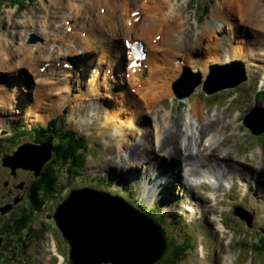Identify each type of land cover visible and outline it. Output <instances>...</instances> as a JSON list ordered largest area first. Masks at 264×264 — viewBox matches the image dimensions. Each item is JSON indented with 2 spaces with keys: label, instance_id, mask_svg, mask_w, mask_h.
<instances>
[{
  "label": "rangeland",
  "instance_id": "obj_1",
  "mask_svg": "<svg viewBox=\"0 0 264 264\" xmlns=\"http://www.w3.org/2000/svg\"><path fill=\"white\" fill-rule=\"evenodd\" d=\"M53 1H55L56 3L57 1L60 2L62 6H57ZM57 1L56 0H34V1L18 0V2H12L11 0H0V33L3 35L4 33L11 30L10 29L11 21L12 22L14 20L17 22H21L22 20L25 21L28 20L32 15H34L33 17L35 18L42 17L45 11L43 5L47 6L49 10L53 12L52 14L54 15L60 13V10L64 11L66 9V8L64 9L66 0H57ZM74 1L76 2V0ZM135 1L136 3L133 4L134 0H128L127 5L129 6V8L128 6L126 7L128 13L136 11L134 9L137 8V5L140 6L141 4H143L141 3L142 0H135ZM137 1L139 3H137ZM170 1L172 7L164 9L163 11L164 15L170 17L171 12L175 9L177 10L176 14L181 15L180 17L183 24H181L182 28L179 31L181 32L180 39L179 36H177L178 38L177 43L179 47L178 48L175 47L176 44L175 42L172 43L168 42L170 41L168 39L172 40V36H168L167 35L168 33H166V36L164 35L163 37L164 41L162 42L167 41V43L165 42L167 48L164 45L163 50L166 49L165 52L172 53L174 57L177 51H180L184 48L191 49L189 56H187L184 61L189 63L188 67L190 68V70H188L189 72L186 73L189 74L192 81H190L189 83L186 81L187 87H185L183 82L185 73L181 78L180 75L177 78V80L178 79L179 80L177 81L178 84L176 86V90L177 93L179 92V95L181 96H183L184 94L181 92L185 90H189L188 95L193 89L195 90L190 96L187 97L189 98V101L192 102L191 105L190 103H188L183 107V109L182 107L177 106L175 103H172L173 106L170 103H168L170 102L168 95L169 93L172 92V88L167 87L168 90H166L167 89L166 86L170 84L172 79L174 78L175 70L173 69L172 66L167 65V66H162L164 68L169 67V72L168 75L166 76V79L164 78L162 80V87H161L162 91H155V93H158L159 94L158 96H160L161 98H165L163 101V105L166 109L172 108V115H174L173 122L175 123V129L177 130L176 131L174 129V132H180L181 125L185 123L183 120L184 113L190 114V110L192 112L193 110L192 104L202 107V112L201 109L199 110L196 109L199 115L201 116V122L203 121L206 122L205 120L207 119V116L208 115L213 116V114H216L215 116L216 118H219L222 114L226 118L231 119V123H229L231 125V136H224L223 138H225L226 142L222 143V147H224V149L229 152L226 155V157L228 158L226 157L225 158L227 162H233L231 160L239 162L240 164L243 165L245 169L249 168L250 170L251 167L254 168L253 171L254 173L252 175L254 181L250 183L251 189L249 190V193L242 196V201L239 204V206H241V210L238 209L239 212H237L238 215L240 216H242L241 213H243V216L248 221L249 227H247L245 222L241 221L238 217L232 215L231 206L235 204V201H237V198L240 196L237 195L239 189L233 190L232 195L229 196L227 199L224 198L225 200L222 202V204L225 207L221 212L217 211V205H213V203H211L210 208L208 205L207 207H205L204 205L207 204L208 202L201 201L199 199V198H203L201 193H203L205 187L197 186L193 189H190L189 186L185 184L184 181L185 179L183 177H181V179L183 180L181 179L177 180L176 178H174L175 175H172L171 179L174 178L172 181L173 185L160 187L159 190H157V187L160 186V183L156 184V187H154L153 185L154 188L153 190L156 193L155 196L150 194L151 191L148 192V189L145 190L144 188L145 181H141V177L147 171L146 169L147 164L156 163V168H154L155 171L153 172L156 174L157 177L161 176V172L164 169V166L170 167L171 170L174 166H176L174 162H170L168 160V157H166L165 159H161V158L158 159V157H161L160 155L161 154L163 155L164 152H160V153L154 152V155H152L151 158V156H148L150 154L148 153L145 154L142 152V149H140L137 151L140 152L138 153L139 156L132 157L133 159L135 158V160H138L135 166L132 163V158L131 160H129V162H125V163L120 162L117 152V160L113 161L115 167L109 165L110 163L113 164L111 161H109V159L111 158L110 154H113L117 150V147L112 146L111 148H106V144H107L106 141L109 139L111 135L114 134L115 131H117L119 134L123 136L124 140L127 141L128 146H131L135 141L139 139L140 137L139 135L143 134L145 130H149L148 129L149 121L147 120L148 117L146 115L143 116L144 106L142 104H140V107H136V106L124 107L123 114H120V111L117 110L116 106L119 105L117 101L123 100V97L120 94L121 93L120 85L122 81L121 76H116L114 89H113V92L116 94L117 91L119 92V95L117 93L115 97L114 96L115 94H113V96L111 95L112 96L111 98H105L103 95L102 98V99H107L103 103L106 107H110L112 110L111 112H109V115H107V117L99 116L102 115V109L104 110L103 103L99 102L97 104L100 105L102 109L99 107L93 108L94 103H92L88 110L90 111H92L93 109L100 110L99 115L95 111L94 119L97 121L99 120L101 121L97 122L95 120L89 119L90 122L92 121V124L90 126H87L88 123L83 126H77L75 125V123L72 122V119L68 117V114L64 113L66 111H64L63 109H61L60 111H54L55 109H57V107L54 105H53L54 107L53 106L48 107L47 110H45L42 113H39L38 116L32 115L31 113L25 114L24 100L26 99V97L29 98L27 94V90L32 89L33 80L31 79L32 83L30 85L27 84L26 79H28L29 73L26 69H21L18 74L14 75L13 82L14 84L24 85V87L21 88V91L18 94L22 96L18 98L13 108V111H8L6 112V115L3 116L0 122V132L8 129V131L10 132V138H8V141L11 143V146H14V150H16L19 145L24 144V142H27L25 141L28 137L27 134L35 135L39 133L42 130L41 127H44L45 125H49V122L53 119H56V121L52 125V127L54 129H57L61 135H62L61 133L62 130L64 131L70 130L76 133L75 134L76 137H81L84 140L83 149H82L84 154L83 162L85 164V168H87L86 169L87 173L95 172L96 167L99 168L105 167L112 176L111 180L116 181L117 186L121 188L129 186V191H126L127 193L125 195H122L121 193L118 194L116 192H112L111 193L112 195H119L121 197L129 198L131 200V204H134L135 207H137L140 211H142V205L145 204L146 214H147V208L153 209V211L149 212L148 214L160 220L162 226H164L165 228V236H167V238L169 239L166 240L167 247L162 258L169 255L170 249H168V246L169 248L175 249L174 246L175 243L181 244L183 240L187 239L188 240L187 245L190 247L186 255L185 253H183L182 259L177 260L175 264H223L222 262L223 259L226 256L228 258V255L230 254L225 255L224 258H222V254L227 253L226 251V247L228 246L227 243L228 241L233 239L232 243H230L229 245L231 250L233 251L234 257H236V260L233 259V256L232 259L230 260L231 262H233V264H263L262 263V261H264L263 254L256 255V257H249V255L246 253L245 250L236 249V240L238 238L241 239L247 238L248 235L251 236L252 234H255L257 232L261 233L262 228L264 229V117H261L260 114L258 115V113L261 112L259 111L252 116V118L254 117L257 118L255 119L251 118L252 120L248 121L250 124H252V127L255 128L254 129L255 133L251 132L250 128L243 127L240 121L241 114L244 112L251 113V110L254 109L255 105L259 106L256 109H260L264 112V102L262 101L264 95L259 94V91H262L264 89V81L261 82L260 86H258V84L254 86L258 74L262 70L261 68L258 69V66L256 65L264 66V58H261V56L256 54V52L258 51V49L255 48L257 44L256 43L257 38H255V34L253 35V31L252 29H250V27L241 26L240 24L237 27L236 26L234 27L235 29L234 32H230V30H225L224 28L222 34L218 33V36H215L217 47L219 45L218 52L220 55V56L218 55L215 56H218V58L224 57L225 59L226 55H229L231 53L232 56H229L228 58L239 57L238 61H240L243 64L242 71L245 74L244 76L245 79L244 77L238 74L240 73L239 65L232 67L231 72L228 73V76L230 74H233L232 77L229 76L230 81L228 80L223 81L221 75L218 74H216L215 76L210 75L209 79L205 84V87L208 91L206 89L205 90L207 91V94L209 93L207 95L205 94L203 88V82L205 81L206 77L209 75V70L211 68V65L212 67L218 65L221 68L226 67L228 65L227 62H224V59L217 60L216 59L217 57L211 54L210 49H207V47H210L211 45L214 46L212 42L213 38L211 39L204 38L203 39L204 41L202 40L199 41L198 39L200 38L201 34H203V32L206 30L205 28L207 27L208 23H210L211 21L216 22L212 14L214 11V7L216 5L217 6L221 4L224 5L225 0H176L177 4L173 3V0ZM257 1L261 2V4L264 5V0H257ZM195 3H197L196 8L200 9V11H196L195 9L192 8V4L193 7H195ZM177 5L181 6L183 14H181V12L178 10L179 7H177ZM8 11H12V13H14V17H12V19L9 20L10 22H6V14L9 13ZM96 11H98V8ZM140 12L142 13L141 10ZM41 13L43 15H40ZM198 13H199V17H198ZM47 14L48 13H46V15ZM142 17L144 19L143 14ZM150 17H152V14L150 15ZM3 19L4 21L1 22V20ZM151 22L152 19L148 18L147 21L144 23V25L147 26ZM236 22L239 23L238 20ZM16 30L18 31V33L21 32V34L24 31L19 28ZM13 34H15V32H13ZM29 35L30 37L27 41L28 45H34V44H30L31 41H34L35 44H37L39 41L40 43L42 42L41 38H39L36 34L32 33ZM165 37L167 38L166 40ZM9 38L11 37L9 36ZM13 38L18 43V40L21 39L22 37L19 34L18 36H14ZM141 40L144 41L143 38H141ZM254 40L255 43H253ZM10 41H12V39H10ZM145 41L149 42L150 40H145ZM228 42H230L231 44L229 45ZM198 43H201L200 46ZM120 46L121 45H119V47ZM157 47L159 48V46ZM117 48L118 47H114L111 49L114 55L116 56H117ZM156 48L154 50H156ZM248 51H252L253 55H255V57H253L254 59L249 58L248 60V58L245 56L246 53H248ZM150 54L152 55L151 63L156 64L154 62L157 61L156 52L151 50ZM67 58H72V57L67 56L64 59ZM93 60L96 59H93V57L90 56L89 58H83V60L81 61L82 64H84L85 69H87V73L83 77V79L86 81L90 80L91 78V73L89 71L94 67L93 64L91 65V62ZM166 60H170L172 64L176 65L178 61L182 62L183 57L177 56L175 58H170V59L167 58ZM101 66H103V63ZM218 73L221 74L222 72L218 70ZM66 74H68V72ZM66 74L64 75V78L66 77ZM192 74H198L199 75L198 78L201 80V82L198 81L196 76H192ZM7 75H11V74L8 73ZM7 75H0V77L5 78L8 77ZM57 77H59V74L56 76V78ZM103 77L104 76H102V78ZM232 79L234 81H232ZM238 80L239 83H236ZM108 83L109 84L111 83L110 77L105 84ZM84 86L86 87L85 83ZM116 87H118L117 88L118 90L116 89ZM71 90H73L72 82L70 83V90L68 91L67 96H68V100H75V102L74 104L69 103L68 107L69 108H71V106L74 107L73 110L75 111L73 112L75 113L76 118H79V120L81 121L84 119L88 120L86 114L87 109H85L84 107L80 109L79 107L80 101L77 100L78 98L82 99V96H84L85 92L84 94L79 93L78 95H73V93L75 92ZM150 94L151 93H149L148 96L146 95L148 99L146 102H155L156 98L152 97L150 99L149 97ZM114 98L117 99V101ZM54 99L55 102L59 101L58 98L56 97H54ZM77 107L79 108L77 109ZM158 109L161 111V114H164L163 108H155L156 111H159ZM22 110H23L22 112L23 116L22 115L20 116L19 112ZM194 119L191 120L196 121V118ZM79 120H77L78 123ZM105 121H107L108 126L113 125L114 128L108 129L106 127ZM127 121L130 122V124L135 123L136 126L142 127L143 129L131 130V128L127 125ZM223 122L224 121L218 124L219 129L223 128L222 126ZM208 125L205 124V126ZM235 128L236 129L238 128V130L236 131ZM128 129L130 131H128ZM207 129L208 127H206L204 130ZM45 130H46L45 132L38 135V137L41 139L40 141H42V139H45V137H50V133L52 132V130L49 128H46ZM19 133L21 134L18 136ZM59 133L57 132V136L54 137L53 140H51L52 145H50V147H47V152L49 153V155L51 152L55 154V151L50 150L52 149L53 144L59 145L60 142L62 141V137L60 136ZM205 135H207V133ZM136 138L138 139L134 140ZM29 140L33 141L32 139ZM173 141L175 140L173 139ZM4 145H5V141H2L0 145V156L2 154L12 155L11 152L8 153L9 147L5 146L3 148ZM164 146H166V144H164ZM35 148L38 149L39 147H35ZM221 148L218 149L217 147L218 150H216V152L219 151L220 154L218 155L224 157L221 154ZM126 150H127V154L132 155V151H133L132 149H126ZM74 154H76V151H74ZM244 155L246 160L248 159L250 160V158L253 157L254 155V159L252 160V163H256L255 160L261 158L257 161L258 166L256 165L257 167H254L255 164H251L250 167L249 165L243 164L242 159ZM24 158L29 159L26 156H22L20 158V162H23ZM149 158H151V160ZM31 160L36 164L35 167H37L38 169L43 159L41 158L36 159L34 157ZM49 161L50 158L46 162H44L43 165H41L42 167L40 169V172H42L45 169ZM244 162L247 164L249 163L248 161H244ZM117 165H121V166L124 165V169L116 167ZM153 165L155 166V164ZM180 165L181 164H179L178 166L177 163L176 172L179 170V172L181 173ZM232 167L236 168L234 166ZM59 168L60 169L57 173L58 176L57 183L59 186L63 187V190L58 193L59 194L58 199L55 200L56 196H54V199H51L50 201L47 200L49 202H46L43 208L41 207L42 208L41 211L43 213H41L40 211L39 216H35V218L32 219V223L27 224V226L20 232L21 236L23 238H26L29 237L32 234V232H34V230H37L38 235L41 237L40 240L32 239L31 243L28 244L27 247H24L22 251L20 249H14V247H12L11 250L9 251L10 253L7 252L5 254L3 253L4 252L3 247L5 245L8 236L5 237L7 234L1 236L3 237L4 241L0 246V250H2L1 253H3V255L5 256L0 258V264H14V262L16 264H44L46 262H49L48 260L51 258V256L48 248L47 238L50 236L51 239L54 240V243L58 247H60V249H63V252L66 255L67 246L63 244L64 240L61 239L59 232L53 225V222L51 220H48L47 218H49L52 215L55 206L66 197L67 192H69L71 188L90 187L96 189L98 187V184L101 183L98 181L99 178H101V176H98L97 174H92L90 176L81 174L80 177H78L77 174L76 175L72 174V178H70L69 167L62 165L59 166ZM260 168H262V170L259 171ZM146 174L148 175V177L154 178L151 175H149L148 172H146ZM245 174L249 176L250 172L246 171ZM32 178H33L32 173L28 172L26 169L24 170L17 169L13 175L10 174V170L7 168H3L0 160V209H3L4 207L7 206L10 208L9 212L11 211V214H13L12 216H10L6 213V215L10 217H17L21 213V211H23L22 214H27L28 209L26 208L24 210L27 200L26 192ZM75 179H76V183H75ZM232 181H235L234 176L232 177ZM245 181L247 182L248 180L245 179ZM191 183H195V182H191ZM224 184L228 185L229 183L226 182ZM19 185L21 186L20 188H18ZM101 185L104 187V184ZM104 188L108 189L107 187ZM241 190L244 191L243 185H241ZM130 192L132 193V198L130 196ZM143 194L144 196L147 195L148 199L144 200ZM209 197L211 202V195ZM191 198H193L196 201L200 200V203H198L197 207L201 206V209H199L202 210L201 215L199 213L193 215L189 211H186L187 209L184 204H187L188 206H192V203L188 202ZM222 198H223V193L221 192L220 199ZM137 200L140 202L139 204ZM197 207L192 206V208H197ZM213 210H215L214 211L215 215L212 213ZM160 214H163L165 216L166 218L165 222H163L160 219L159 217ZM220 214L224 218L223 222L232 229V232L228 230L227 232H225L223 230L220 231L215 229L216 227L217 228L219 227L217 223V219L220 217ZM132 217L136 220L135 226L139 228L148 229V227L145 225L151 224L149 221L143 219L140 216L137 217L135 214ZM4 218L5 215L0 217V224L3 223L4 220L9 221L7 218L6 219ZM224 233H227L225 235V242H220V239ZM14 238H17V236L16 237L13 236V239ZM153 238L154 241H156V246H157L158 238L157 236ZM11 254L15 257L12 258L14 261L9 263L8 261L10 259L7 256H10ZM109 255H115V256L119 255L120 258V254L118 252L117 255L114 253ZM109 255L105 257L106 260L113 259L117 261L114 257ZM162 258L158 261V263L161 262ZM97 260L100 262L102 261V258H98ZM107 263L108 261L103 262L101 264H107Z\"/></svg>",
  "mask_w": 264,
  "mask_h": 264
},
{
  "label": "bare ground",
  "instance_id": "obj_2",
  "mask_svg": "<svg viewBox=\"0 0 264 264\" xmlns=\"http://www.w3.org/2000/svg\"><path fill=\"white\" fill-rule=\"evenodd\" d=\"M53 2L57 6H62V4L58 1L57 3L55 1ZM127 2L128 0H76V2L74 0H66V4L64 7V9H66L64 11L60 10V13L56 15L52 14L53 12L49 10L47 6L43 5L45 11L42 17L35 18L33 17L34 15H32L28 20L25 21H11V30L4 33L3 35L0 33V73H10L12 75L22 68H28L32 70L35 75L36 82L34 81L32 89L27 90L29 98L26 97V99L24 100L25 114H32V112L36 108L39 113H42L47 110L48 107H51L53 105L56 106L57 102L60 103V107H64L69 103L74 104L75 100H68L67 96L68 91L70 90L69 88L71 83V81L67 79L66 73L68 71L63 72L56 67V64L61 62V59H64L67 56L71 57L73 51H77L76 54L83 56V58L97 56L98 62L99 60H102L103 66L98 73V79L100 78V82H97L96 80V82H94L93 84V87L85 91V94L90 96L92 100H96L97 98H99L97 91L99 88H103V86L104 92L106 94L113 93L114 85H111V83L105 84L110 76H107L104 73V69H111L113 59L119 58L118 48L116 56L109 47V41H113L115 37L119 38L120 40L122 38H127L130 40H141V38H143L144 42H146L145 40H151L155 32L160 31L163 33V37L164 35L166 36V33H168V36H172L173 41L171 39H168L170 40L168 42H175V47H179L177 43V36H179L180 39L181 32L179 31L182 28L181 24H183L180 17L181 15H177V10L175 9L171 12L170 17L165 16L163 13L164 9L172 7L170 0H142L141 3L144 4H141L140 6L137 5V8H135L134 10H141L142 14L144 15V19L142 16L139 19L131 17L128 13V10L126 9V7L128 6ZM135 3L136 1L134 0L133 4ZM137 3L139 2L137 1ZM216 6L214 7V11L212 13L216 22L211 21L210 23H208L207 27L205 28L206 30L198 39L199 41H204V38H213L212 42L214 46L211 45L212 47H207V49H210L212 55L220 56L218 52L219 45L217 47L215 36H218V33L222 34L224 28L225 30L234 32V27H237L239 24L241 26H248L250 27V29H252L253 35L255 34V38H257V44L255 46V48L258 49L257 52L264 49V5H262L261 2L257 0H225L224 5L221 4L217 7ZM97 8L98 11H96ZM102 8L104 9V11L102 14H100V9ZM178 10L180 11V8H178ZM8 12L9 13L6 14V22H10L9 20L14 17V13H12V11ZM46 13L48 14L46 15ZM151 14L152 17H150ZM148 18L152 19V22L145 26L144 23ZM236 19L239 21V23L236 22ZM3 21L4 19L1 20V22ZM67 21H69L68 26L71 27L70 33H67L65 31V25ZM18 28L24 30L22 34L21 32L18 33V31L16 30ZM13 32H15V34H13ZM29 33L36 34L39 38H41L42 42H38L34 45H28L27 42H25L23 39L26 38ZM19 34L22 38L19 39L17 43V41H15L13 37L18 36ZM9 36L11 38H9ZM10 39H12V41H10ZM253 43H255V40ZM198 44L200 46L201 43ZM228 44L230 45L231 43L228 42ZM151 46L152 49L151 47L150 49L156 52V50L158 49L157 44L154 43ZM155 48L156 50H154ZM120 49L123 50L124 48L120 46ZM78 50H81V52H79ZM165 50L166 49H164L163 52H165ZM146 51L148 52V54L144 60L147 64V73L144 80H148L150 75L153 76L155 81L158 79H166V76L169 72V67L164 68L157 64L151 63L152 55L150 54L149 49H146ZM229 56H232V54L230 53ZM245 56L248 58V60L249 58L254 59L253 57H255L252 51H248ZM154 62L156 63V61ZM128 64H130V62ZM37 67H45V70L41 73L40 71L36 70ZM232 67H223L222 69L215 68L211 71V75L215 76L216 74H218L221 75L223 81H230L228 73L231 72ZM217 69L222 73L219 74ZM136 71L137 70H135V72ZM58 74L59 77L56 78ZM65 74L66 77L64 78ZM102 76L104 77L102 78ZM137 79V76L133 75V78L129 81V83L133 84ZM186 81L188 83L192 81L191 77L187 73H185L183 78L185 87H187ZM232 81L234 80L232 79ZM31 83V79H28L27 84L30 85ZM72 84L74 83L72 82ZM120 88V94L122 95L123 100H118L117 103H119V105L116 106L117 110L120 111V114H123L124 107H140V102L134 99L129 94L127 89L121 86ZM153 91L154 89L151 88L145 92V95L148 96L149 93ZM177 94H179V92ZM20 96L22 95H18L17 98H20ZM54 97L58 98L59 101L55 102ZM146 103L147 104L145 108L153 116V130H145L143 134L139 135V139H134L138 140L135 141L131 146H128L127 141H125L123 136L117 131H115L114 134L111 135L106 141V148H110L112 144L117 146L120 162H129L132 157L139 156L138 153L140 152L137 151L140 149H142L143 153L150 154L148 156H151L152 158V155H154L156 148L158 149V152H164L162 155L163 157H168V160L170 162H174L176 164V166L173 167L175 169L177 168V163L178 166L179 164H184L183 166L185 167L187 165L202 163L207 160L206 157L201 156L200 145L198 144L197 140H194L193 136L191 137V133L193 132V130L190 126L191 124L194 125V123H197L195 125L200 126L201 135L203 134V131L206 127H208L207 130H209L210 132L218 133L220 129L218 128V124L214 123L215 120H217L214 119L216 114H213V116L209 118V120L205 123L209 125L205 126V124H203L204 121L203 123L201 122V116L196 110L201 109L202 112V107L192 104L193 108H191L193 110L192 112L190 110V112L195 115L196 121H194L195 119H188L184 124L181 125L180 132H174L175 123L172 120V117L174 115L172 116L171 113H168L165 116H161L160 112L155 110V102ZM1 104L2 100L0 96V105ZM83 106L84 102L80 101L79 107L82 108ZM79 107H77V109ZM56 110L57 109H55L54 111ZM92 111H96L97 114H100V110L93 109ZM22 112L23 110L19 112L20 116L22 115ZM259 114L260 112L258 113V115ZM87 117L89 118L90 115L88 116L87 114ZM2 118L3 117L0 116V122ZM222 118H225V116L222 115ZM147 120L149 121V118ZM223 121L224 122L222 126L224 129H226L227 127H229V125L227 124L228 122L225 119ZM105 122L108 129L114 128L113 125L108 126L107 121ZM194 129L197 132L196 127H194ZM128 131L130 130L128 129ZM217 137L220 138V135H217ZM173 139L175 141H173ZM221 139L217 140L214 143V152H216L217 147L221 145ZM164 144H166V146H164ZM45 149L46 148H23L18 152L17 156L9 161V163L13 164L14 166L16 165L18 167H22L23 165L20 163V158L22 156L28 157L29 159L24 158V161L31 163L33 162L31 159H33L34 157L36 159H40ZM123 149H132V155H127L126 153H124ZM137 161L138 160H135V158H132V163L134 164V166ZM153 164H155V166ZM232 166L233 165L231 163H228L225 166L226 168H228L226 173H224V171L221 170L217 165L212 168L211 174H208L204 170L200 169L198 171V177L194 178L193 175H188L191 178L186 179L187 184L190 189H193L197 187V185H201L202 183H200L199 180L203 179L205 183L217 189L222 183L231 182L233 176L234 180H242L246 182L245 179L247 175L242 174L237 168H233ZM166 167L167 166H164V169L161 172V176L157 177L153 172L155 171L154 168H156V163L147 164L146 172L154 177L153 179L150 178L151 181L148 180V182L145 183L144 186L145 190L148 189V192L151 191L150 194L154 196L156 194L153 190V185L154 187H156V184L160 183V186L157 187V190H159L160 187L173 185L172 181L174 178H176L177 180L181 179L180 174H177L176 170L174 169L172 170L170 175L167 174ZM30 169H34L33 166H31ZM260 170H262V168H260L259 171ZM172 175H175L173 179H171ZM243 186L245 188V185ZM250 189L251 188H249V190ZM80 196L86 198L88 202L86 204L85 201L78 202V197L76 199L71 197L67 201V203H65L64 206L60 209L58 218L65 226L69 238L71 237L72 242L75 241L73 244L74 249L77 254L81 255L80 259L83 262L89 263V260L92 257L107 254V251L111 250H121L125 252V256L121 254V262L111 259L114 264H140L144 262L142 259L151 257L155 254L157 246L156 241H154L153 237L157 236L158 232L153 224L145 225L148 227L149 231L146 228H139L135 226L136 220L132 217L134 216V213L120 207V205H117L116 202L107 194L84 192L80 193ZM145 197H147V195ZM218 197L219 195H217L216 193L211 194V203H213V205L218 206L220 204L221 200H219ZM91 198L96 199V201H92L93 203L89 205L88 203H90L89 201L91 200ZM89 207L90 209H92L94 219H92L90 215L87 214V208ZM194 209H201V206H198ZM77 216H83V224L79 222V220L76 218ZM102 216H104L103 220L105 219V223L110 227V229H112L111 224H113V220H117L116 230L119 233L117 243L119 242L120 245L115 243L111 236V233L101 221ZM90 226L92 229L91 231H88V228ZM222 227L223 225L219 224L218 229H220L221 231ZM104 231L107 232V235L104 233ZM85 233H87V235L85 237L86 243L84 247L87 250L89 249L88 252H85L86 255L80 251L81 244H79L75 239V237L77 239L83 238L85 236ZM231 259V255H228V258L226 256L224 258L225 264H230ZM77 260L78 259L76 258V261ZM72 264H75L74 260L72 261Z\"/></svg>",
  "mask_w": 264,
  "mask_h": 264
},
{
  "label": "water",
  "instance_id": "obj_3",
  "mask_svg": "<svg viewBox=\"0 0 264 264\" xmlns=\"http://www.w3.org/2000/svg\"><path fill=\"white\" fill-rule=\"evenodd\" d=\"M235 66H237V64L235 65ZM210 77V76H209ZM209 79V78H208ZM206 89V88H205ZM188 91V90H187ZM260 115H261V117H264V112L261 110V112H260ZM252 115H250V117H251ZM252 119H254V118H252ZM252 119H249V118H246L243 122H244V125L246 126V127H248V128H250V130H251V132H253V133H255L254 131V129L255 128H253L252 127V124H250L248 121H251ZM25 148H28V147H25ZM21 149H23V147H21L19 150H18V152L21 150ZM18 152L17 153H14V155L12 156V157H10V158H5V159H3L2 160V165L4 166V167H8V168H10L11 169V172H13L16 168H24V167H29V166H33V167H35L33 164H32V162L30 163V162H26V161H23V162H20L23 166L22 167H18V166H14L13 164H11V163H9V161L10 160H12L15 156H17V154H18ZM50 158V155H49V153L47 154V156H45V158L42 160V163H41V165H43V163L44 162H46L48 159ZM5 160H7V161H5ZM40 165V167L37 169V167H35L36 169H37V172L34 174V176L36 177V176H38V172H39V170L41 169V166ZM88 193L90 192V191H87ZM80 193H84V192H77V191H73V192H71L69 195H68V200L71 198V197H73V198H79V200H78V202H84L85 201V204L88 202V200L86 199V198H83V197H81L80 196ZM90 193H92V192H90ZM65 200L61 205H59L57 208H56V210H55V214L52 216V219L54 220V222L56 223V225H57V227L59 228V230H60V232H61V234H62V236H63V238H64V240L66 241V243H68L69 244V247H70V257H69V263L68 264H72V261L74 260V263L75 264H101V263H103V262H107V261H111V260H106L105 259V257L107 256V255H109V254H116L117 255V252L120 254V258L122 257L121 256V254L122 255H124L125 256V252L124 251H121V250H119V251H107V254H103V255H98V256H94V257H92L90 260H89V263H86V262H83L80 258H81V255L80 254H77L76 253V251H75V249H74V242H72V240H71V237L69 238V235H68V233H67V230H66V228H65V226L61 223V221L59 220V218H58V215H59V213H60V209L64 206V204L65 203H67V201L68 200ZM74 200V199H73ZM96 201V199H94V198H91V200L89 201L90 203H88L89 205L91 204V203H93L92 201ZM75 206V205H74ZM74 206H72V207H74ZM87 211H88V215H90V217L92 218V219H94V216H93V212H92V209H90V207L89 208H87ZM235 213V215H238V213H237V211H235L234 212ZM100 214V213H99ZM242 216H243V214H241ZM239 217H240V219H242L243 221H246V223L248 224V221H247V219L243 216H240V215H238ZM143 219H145V220H147V221H149L151 224H153L155 227H156V229H157V232H158V235H157V238H158V241H157V250H156V252H155V254L153 255V256H151V257H146V258H144V259H142L144 262H142V263H140V264H154L155 262H157L162 256H163V254H164V251H165V249H166V240H165V235H164V230L163 229H161L160 228V226L154 221V220H152V219H150V218H146V217H144V216H141ZM78 220H79V222L81 223V224H83L82 223V221H83V216H80V217H76ZM103 218H104V216H102L101 217V221L103 222V224L105 225V227L108 229V231L111 233V236H112V238H113V240L115 241V243L116 244H119V242L117 243V240H118V237H119V233H118V231L116 230L117 229V220L115 219V220H113V224H111V226H112V229H110V227L105 223V219L103 220ZM59 221V222H58ZM65 221V220H64ZM91 226L88 228V231H91ZM104 233L107 235V232H105L104 231ZM86 235H87V233H85V236L83 237V238H81V239H77L76 237H75V239H76V241H78V243L79 244H81V247H80V251L82 252V253H84L85 254V252H88L89 251V249L87 250V249H85V243H86V240H85V237H86ZM120 245V244H119ZM86 255V254H85ZM109 256H112V257H114L117 261H120V258H119V255H117V256H115V255H109ZM76 258L78 259L77 261H76ZM98 258H102V261L101 262H99L97 259ZM113 260V259H112ZM121 262V261H120ZM108 263H110V264H114V262L113 261H111V262H108Z\"/></svg>",
  "mask_w": 264,
  "mask_h": 264
},
{
  "label": "trees",
  "instance_id": "obj_4",
  "mask_svg": "<svg viewBox=\"0 0 264 264\" xmlns=\"http://www.w3.org/2000/svg\"><path fill=\"white\" fill-rule=\"evenodd\" d=\"M11 1L18 2V0H11ZM29 1H34V0H29ZM62 134H65V132L62 131ZM79 141L80 140L78 139L77 143L72 147L68 145L66 146L65 143L62 142L55 148L58 156L57 159L61 165H64L65 162L68 159H70L69 157L73 155L74 150L76 151L77 149L80 148ZM77 162L81 163V159L77 158ZM55 165L56 162H52V166L51 165L46 166L45 169L42 172H40V176L36 178V180L32 181L29 186V193H30L29 202H28L29 222L31 221L35 213L40 212L43 201L47 199L52 194V192L57 188L58 176L56 172H58V169L56 168ZM27 218L28 215H24L21 219L15 221V229L17 231L21 230L25 226ZM35 236L36 235L33 236L31 235L30 237H35ZM255 243H257L259 250L264 252V232L263 235H259L256 238ZM185 245L186 247H188L186 240H185ZM243 245H245L247 248L250 247L248 242H243ZM174 246L175 249L169 248L168 246V249H170L169 255L162 258L161 262L160 263L157 262L156 264H175L177 260L182 259L183 253H185L186 255L187 248L182 246V244L175 243Z\"/></svg>",
  "mask_w": 264,
  "mask_h": 264
},
{
  "label": "flooded vegetation",
  "instance_id": "obj_5",
  "mask_svg": "<svg viewBox=\"0 0 264 264\" xmlns=\"http://www.w3.org/2000/svg\"><path fill=\"white\" fill-rule=\"evenodd\" d=\"M21 186L19 185L18 188H20ZM27 205L25 204L24 210L26 209ZM22 212V211H21ZM10 216H12L13 214H11V211L9 212ZM7 216V215H5ZM0 217H2L0 215ZM9 221L4 220L3 223L0 224V236H3V232H6L7 228H10L12 226L13 220L11 218H8ZM11 222V223H9ZM0 245H1V241H0Z\"/></svg>",
  "mask_w": 264,
  "mask_h": 264
},
{
  "label": "clouds",
  "instance_id": "obj_6",
  "mask_svg": "<svg viewBox=\"0 0 264 264\" xmlns=\"http://www.w3.org/2000/svg\"><path fill=\"white\" fill-rule=\"evenodd\" d=\"M24 169H27V168H24ZM0 254H2V253H0ZM101 262V261H100Z\"/></svg>",
  "mask_w": 264,
  "mask_h": 264
}]
</instances>
